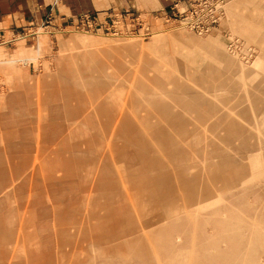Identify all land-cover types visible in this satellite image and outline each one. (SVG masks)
<instances>
[{"label":"rangeland","instance_id":"1","mask_svg":"<svg viewBox=\"0 0 264 264\" xmlns=\"http://www.w3.org/2000/svg\"><path fill=\"white\" fill-rule=\"evenodd\" d=\"M175 1L0 33L5 263L264 264V0L206 34Z\"/></svg>","mask_w":264,"mask_h":264},{"label":"crops","instance_id":"2","mask_svg":"<svg viewBox=\"0 0 264 264\" xmlns=\"http://www.w3.org/2000/svg\"><path fill=\"white\" fill-rule=\"evenodd\" d=\"M169 1L170 0H0V33L15 31L29 24H39L48 12L52 14L53 27H55V29H62L64 27H69L64 26L65 19L62 17L69 18L81 12H90L100 21L108 16V13L112 10L130 8L148 12L162 5H167ZM70 106L71 105H68V107ZM125 122L126 124L123 125L122 123L118 126V129L121 126L127 127L126 125L131 124L129 120ZM108 123H111L110 119L104 124ZM130 127L131 126H128L127 128ZM102 171L105 173L109 171L105 162L102 166ZM1 226L2 223L0 222V228H3ZM7 254L8 252L5 248L0 250V264H8L5 263Z\"/></svg>","mask_w":264,"mask_h":264},{"label":"built area","instance_id":"3","mask_svg":"<svg viewBox=\"0 0 264 264\" xmlns=\"http://www.w3.org/2000/svg\"><path fill=\"white\" fill-rule=\"evenodd\" d=\"M226 3L227 0H176L170 12L167 15L165 14L164 18L169 25L175 22L178 27L187 28L198 34H206L213 32L219 26L224 17ZM173 17L178 19H173ZM84 19H87L89 25L93 26V30L102 29L104 31L108 29L104 22L98 23L95 17L85 16ZM114 19L117 22L116 25L121 27L118 24L123 17L118 14ZM132 20L140 21V17L137 16ZM120 32L121 30L116 27L113 33L118 35ZM229 48L236 55L244 53L241 58H250L253 55V49L250 47L240 48V46H237V40L235 39L230 40ZM237 49L239 50L236 52Z\"/></svg>","mask_w":264,"mask_h":264}]
</instances>
